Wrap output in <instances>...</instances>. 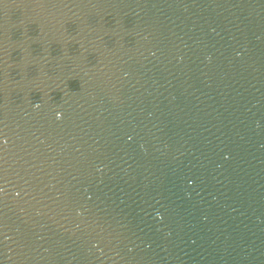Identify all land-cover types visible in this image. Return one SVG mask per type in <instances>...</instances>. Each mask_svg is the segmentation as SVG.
<instances>
[{"label": "water", "instance_id": "95a60500", "mask_svg": "<svg viewBox=\"0 0 264 264\" xmlns=\"http://www.w3.org/2000/svg\"><path fill=\"white\" fill-rule=\"evenodd\" d=\"M0 264H264V0H0Z\"/></svg>", "mask_w": 264, "mask_h": 264}]
</instances>
